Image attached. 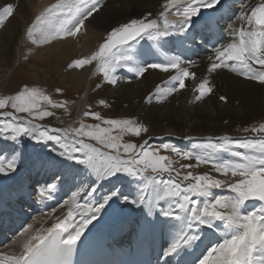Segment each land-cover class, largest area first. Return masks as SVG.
<instances>
[{
  "label": "snow or ice",
  "instance_id": "1",
  "mask_svg": "<svg viewBox=\"0 0 264 264\" xmlns=\"http://www.w3.org/2000/svg\"><path fill=\"white\" fill-rule=\"evenodd\" d=\"M16 7L8 3L0 8V25L14 15ZM105 7L104 0H56L35 15L26 29L27 37L33 44L75 37ZM161 9L155 16L147 12L111 27L96 51L74 59L68 68H83L95 62L104 83L111 86L117 85L122 70L137 78L152 69L175 70L164 88L158 85L155 93L146 97L147 103L153 99L162 102L184 89L186 79L197 80L196 72L190 71L196 61L167 52L162 58L153 49H163L171 38L193 45L198 38L205 44L216 39L217 29L223 27L220 22L226 14V0H163ZM205 9L211 11L205 15ZM169 16L175 19L169 20ZM235 19L241 27L226 25L229 42L213 45L207 72L227 68L264 85V0L244 4ZM214 89L208 76L199 79L193 87L194 101L204 100L214 94ZM61 91L56 89L57 93ZM219 100L227 102L228 98L221 95ZM9 107L11 111H4ZM49 107L65 108V103L54 101L37 87L25 85L14 95L0 97V137L11 145L7 154L0 150V175L11 176L19 170L24 158L21 141L28 137L37 144L59 145V155L74 162L68 167L82 166L94 177V184L127 177L130 184L137 185V194H124L115 186L98 199L97 187L90 186L86 199L79 191L73 192L60 206L67 208L66 213L49 214V227L42 224L34 229L29 224L23 228L12 241L18 247L0 251V264H73L85 233L115 201L138 209V224L146 230L159 227L163 231L169 221L174 222V231L162 246L163 264H173L174 258L175 264H264V123L243 128L244 133L253 134L250 137H206L192 145L193 151H184L167 143L151 147L147 140L141 144L121 143L124 134L139 137L148 132L147 126L130 118H104L90 110L83 112V116L93 117L104 127L83 121H79L78 127H45L39 121L55 116ZM117 130L119 134L113 135ZM88 141H95L100 147ZM161 149L182 159L195 160L196 164L175 168L173 164L179 161L161 155ZM222 154H228V158ZM201 164L211 165L225 179L184 171ZM65 178L63 172L54 173L51 182L40 188L39 196L51 200ZM68 178L75 179V175Z\"/></svg>",
  "mask_w": 264,
  "mask_h": 264
},
{
  "label": "bare ground",
  "instance_id": "2",
  "mask_svg": "<svg viewBox=\"0 0 264 264\" xmlns=\"http://www.w3.org/2000/svg\"><path fill=\"white\" fill-rule=\"evenodd\" d=\"M232 1L240 2L239 5H235L237 8L235 17L239 14L244 4H254L257 2V0H226V7L233 4ZM55 2L56 0H0V8H3L8 3L18 5L15 8L14 15L8 21H5L7 25L0 28V35L3 36L2 47L0 46V70L4 69V63H6L5 54L10 52L11 48H13L15 54L19 57L24 56L25 51L29 50L31 59L36 61L37 64H42L40 72L43 78L37 76L36 67H28L32 70V73L28 74V76L33 78V80L46 83L49 80L47 79L49 74L54 75L55 73L56 84H60L66 89H72L74 92L80 89V96L77 99L75 108L76 119L65 122V119L61 116L59 120L54 119L47 122V127L49 128H69L77 126V121L85 109L91 82L97 70L95 62L82 69H62L63 63L76 55L86 54L95 41L102 35L101 31L117 26L132 18H139L147 12H152L153 16H155L162 10L161 4L163 0H104L106 7L95 20L91 23L86 22L85 31L81 34L80 39H77L75 36L56 40L52 43H29L28 38L24 37L26 29L33 22L36 14ZM232 24L236 29L241 27L240 22L236 19ZM228 31V28L225 30L224 28H219V32L225 35L220 44L229 42ZM141 43L150 42L142 41ZM196 47L192 43H183L175 38H171V43L165 44L163 49L154 47V52L162 58L164 53L167 52L170 56L181 55L186 59L196 61V66L190 68V71L196 72L197 80L186 79V87L177 91L166 100L158 102L156 99H153L151 103H147L146 97L150 93H155L158 85L161 88L166 86L165 82L169 80L171 75H175V70L173 69H170L169 72L152 69L140 78L122 70L120 72V80L117 83L118 86H115L114 91L106 94L107 100L115 111L118 112V115H133L142 112L144 119L150 124L156 125L155 130L149 131L147 138L142 139V143L147 140L148 144H152V140L150 139L154 136L161 138L169 137L179 143L184 142L189 135L193 137V135L234 134L237 123H242L257 116H264V85L257 81L245 79L227 68H221L217 72L209 74L207 72L209 65L208 57L213 55L212 50L209 51L204 46ZM206 76L215 85L214 94L202 101L195 102L193 99L195 95L193 87L199 79ZM107 86L110 87V85ZM221 95L228 98L227 102L219 100ZM185 126L189 127L185 128ZM10 148L7 144L0 142V150L9 151ZM58 159V157H47L32 161L29 158L25 161L24 169L22 170L23 175L22 177L20 176V180L5 185L0 190V238L11 234L12 230H15L14 225L20 229V231L16 230L18 232L12 236L8 244L3 245L0 251H4L9 247L13 249L17 248L18 246L12 245V241L29 224H33L34 229H39L42 224L44 227H49L52 221L48 219V215L66 213L67 208L62 209L60 206L64 201L69 200L71 194L75 191H79L81 197L84 199L87 198L85 193L89 190L90 186L98 188L96 193L97 199L114 186L119 187L124 194L133 197L137 194L133 190V186L135 185L130 184L127 177L114 178L111 182L104 181L97 185L93 183L94 177H90L88 172L82 170V167H65ZM77 169H81L78 174ZM48 171L50 173L53 171L63 172L66 177L64 183L53 194L51 200L40 197L39 191L37 193L39 197L33 199L29 195L35 189L30 185L32 177L39 176L40 173L45 174ZM73 175H75V179L68 178ZM78 175H81L80 178L83 180L77 178ZM2 177L0 175V184H2ZM219 178L225 179V177L220 175ZM107 186L109 187L107 188ZM82 202L83 200H81ZM21 205H23V209L28 206L27 212L24 215H21L23 209L20 212L19 209L16 210L22 207ZM53 210H55L54 213ZM33 211L36 214L24 226V221H27V217H31ZM4 215L6 218H3ZM139 218L140 212L133 205H124L120 201H115L101 216L100 220L90 226L89 231L95 229L97 231L100 230L101 233L106 232L107 227L113 224L118 233L125 237L126 240L134 237L140 238L141 235L145 234L146 229L138 224ZM172 223L174 222L169 221L168 226L163 231L159 227L155 230H148L153 242L156 234L160 235V244L156 246V249L162 251V246L170 239V233L174 231L171 228ZM209 239L214 241L215 237H209ZM207 243L208 240H205L204 245ZM204 245H201V248ZM196 254L199 255V250H197Z\"/></svg>",
  "mask_w": 264,
  "mask_h": 264
},
{
  "label": "rangeland",
  "instance_id": "3",
  "mask_svg": "<svg viewBox=\"0 0 264 264\" xmlns=\"http://www.w3.org/2000/svg\"><path fill=\"white\" fill-rule=\"evenodd\" d=\"M113 2H116V1H113ZM132 19H134V18H132ZM6 21H8V20H6ZM233 21H234V19H232L231 22L233 23ZM6 25H7V22H5L3 25H0L1 26L0 28L5 27ZM110 29L111 28H108L104 31H101L102 35L99 37V39H97L95 41L94 45L91 47V49L86 54L76 55L75 57L69 58L68 59L69 61L66 60L63 63L61 68L62 69L68 68V64H70L74 59H78V58H82L84 56H88L92 52L96 51L99 48V45L101 43H103L105 37L107 36V32ZM84 31H85V29L84 30L82 29L77 34V36H76L77 39L81 38V34L84 33ZM25 34H24V37L26 38L27 34L26 35ZM2 37L3 36L0 35V46L1 47H2V41H3ZM28 42L29 43L31 42V44H33L30 39H28ZM5 60H6V63H4L5 64V66H3L4 69L0 70V97L14 95V94H16L17 91L22 89L25 85H27L29 87H37L39 89L44 90L46 92V94H48L54 101L65 103V108L51 109L49 107V110L55 112V116L47 117L43 120V122L47 123V122L54 120V119L59 120L61 118V116L65 119V122H68L71 120V118L75 112L77 99L80 96V92H81L80 89L78 91L74 92L72 89H66L64 86H62L60 84H56L57 80L55 77V73H54V75L49 74V76L47 78V79H49L48 80L49 83L48 82L43 83L40 81L33 80V78L28 76V74L32 73V70H30V68H28V67L29 66L36 67L35 71H36L37 76L39 78L40 77L43 78V75L40 72V67L42 66V64H37L36 61H33V59H31L29 50L25 51L24 56L19 57L15 54L13 48H11L10 52L5 54ZM86 66H90V65H85L84 67H86ZM7 69H8V71H7ZM78 69H82V68H78ZM97 85H101V86L98 88ZM107 85L103 81L102 74H100L96 71V73L92 79L89 92H88V100H87V105L85 107V111L90 110L92 112H98L104 118H115V119L130 118V119L137 120L140 123L146 125L148 128L147 133H141V135L139 137H137L131 133H127V134H124L121 138V143L141 144L142 139L143 140L146 139L149 131L151 132V131L155 130L156 125L150 124L146 119H144V114L142 112H139V113L133 114V115H124V116L118 115L117 114L118 112L115 111V109L112 107L111 103L106 98L107 97L106 94L110 93V91L111 92L114 91L118 85H115L116 87L110 85V87L112 89L110 87H108ZM57 88L61 89L62 91L60 93H57L56 92ZM101 100L106 101V104H101L100 103ZM7 109L12 110L10 107ZM20 115H24V114H20ZM80 121H83L86 124L101 123L100 121L95 120L91 116L84 117L83 114L81 115ZM39 122H42V121H39ZM259 123H264V116H257L254 118H250V119H248L242 123H240V122L237 123L235 126V129H234V132H235L234 134L223 133L220 135H213V134L201 135V136L193 135V137L189 135L188 137H191L192 139H186L184 142H179V143L173 139H170L169 137L161 138L159 136H154L152 139H150V140H152V144H148V145L151 147H158L159 145H161L163 143H167L170 145H174L177 148L182 149L184 151H193L192 145L194 143L203 142L204 138H206V137L215 138V137L225 136V135L231 136L234 138H243L245 136L250 137L253 134L250 132L244 133L242 131V129L245 127L251 128L252 126L258 125ZM78 126H79V124L76 127H78ZM104 126L105 125H103L101 123V127H104ZM188 127L189 126H185V128H188ZM117 134H119L118 130L113 132V135H117ZM0 142H3L4 144H7L9 147H11L10 142L7 141L6 139H4L3 137H0ZM88 142H90V141H88ZM91 142L93 144L100 146L95 141H91ZM21 144L23 145V151H24V158L22 161V165L16 173H13L11 176H3L2 177V179H1L2 184H0V186H1L0 190L3 187H5V185H9L11 183H15V182H18L20 180V178L23 175L22 170L24 169L25 161L28 160L29 158H31V160L33 161L35 159H42V158H47V157H51V158L52 157H56V158L58 157L59 158L58 160H60L61 163L63 162V165L65 167H68L69 164L74 163L72 161H66L65 157H61L59 155V153L62 151V149L60 148L59 145H55L52 142H49L47 144H37L35 141L29 139L28 137H24L21 141ZM239 150L244 151V149H239ZM4 152H5V154H7L8 150L4 151ZM160 154L167 156V157H170L174 162L179 161V163L173 164V167H175V168H179L180 164H193V165L196 164L195 160L182 159L181 157L176 156L174 153L167 151V150L161 149ZM222 155L224 158H228V154H222ZM76 166H78V165H76ZM78 167L81 168L82 166H78ZM184 171L185 172L192 171L194 174L208 173L210 175H213V176H216L217 178H219V175L214 172L211 165L201 164L195 168L184 169ZM54 173H56V172L53 171L52 173H50L48 171L45 174L40 173L39 176L36 175V176L32 177L30 185L33 186L35 189L33 191H31L30 195L33 199L39 197L37 195L38 191L40 190L41 187L44 186V184L46 182H51V177L53 176ZM80 177H81V175L77 176V178H80ZM124 178H126V177H124ZM81 180H83V179H81ZM77 181H78V179H77ZM134 185L135 186H133V190L136 191L137 185L136 184H134ZM108 187L109 186H107V188ZM32 198H31V200H32ZM32 218L33 217L29 218L28 222H30Z\"/></svg>",
  "mask_w": 264,
  "mask_h": 264
}]
</instances>
